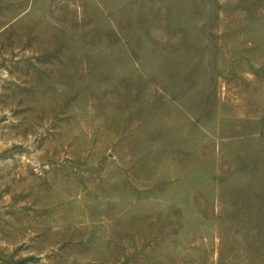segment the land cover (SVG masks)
<instances>
[{"label": "rangeland", "instance_id": "rangeland-1", "mask_svg": "<svg viewBox=\"0 0 264 264\" xmlns=\"http://www.w3.org/2000/svg\"><path fill=\"white\" fill-rule=\"evenodd\" d=\"M0 264H264V0H0Z\"/></svg>", "mask_w": 264, "mask_h": 264}]
</instances>
